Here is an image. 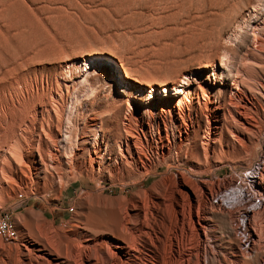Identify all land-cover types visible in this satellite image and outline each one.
I'll return each instance as SVG.
<instances>
[{
	"label": "bare ground",
	"instance_id": "1",
	"mask_svg": "<svg viewBox=\"0 0 264 264\" xmlns=\"http://www.w3.org/2000/svg\"><path fill=\"white\" fill-rule=\"evenodd\" d=\"M153 1L163 12L177 0ZM238 1L197 0L215 11L217 22L227 17L229 24L242 18ZM261 1L262 8L245 21L258 36L241 65L236 63L237 50L248 39V30L229 50L230 64L216 55L151 85L149 91L120 76L108 51L90 50L83 54L81 70L86 72L94 63L108 66L100 72L114 73L118 86L111 96L80 102L84 109L76 108L67 122L62 112L76 89L70 79H64L63 90L58 86L60 93L30 94L8 104L0 115V175L5 183L13 178L27 189L34 182L37 192L59 195L66 183L85 174L93 188L83 194L93 196L87 210L96 220L90 228L73 231L74 243L65 246L64 257L38 258L43 257L42 249L34 247L37 258H29L31 246L24 245V258H0V264H264ZM192 2L188 8L195 20L200 9ZM27 72L22 60L0 53V90L9 89ZM3 101L0 95V106ZM259 136L263 138L256 151L251 138ZM216 142L225 145V157L240 159L246 153L257 158V164L246 166L244 183L233 177L220 184L216 169L202 165L210 157L219 159ZM152 176L157 177L146 183ZM100 180L109 184L103 186ZM7 229L15 238L8 221ZM50 242L58 253L59 244Z\"/></svg>",
	"mask_w": 264,
	"mask_h": 264
},
{
	"label": "rangeland",
	"instance_id": "2",
	"mask_svg": "<svg viewBox=\"0 0 264 264\" xmlns=\"http://www.w3.org/2000/svg\"><path fill=\"white\" fill-rule=\"evenodd\" d=\"M189 2L177 0L171 9L160 12L153 0H0V53L6 58L8 53L10 59L22 60L23 68L28 71L9 89L0 90L4 98L0 115L9 105L24 100V96L48 97L60 93L58 86L63 90L64 79L76 83L62 112L66 122L73 119L76 108L84 109L78 106L80 102L111 96L118 86L112 70L105 75L100 72L104 65L96 63L86 72L81 70L85 69L83 54L90 50L108 51L121 70L120 76L148 91L151 85L174 77L181 69L205 64L216 55L230 64L233 60L229 50L236 47L243 32L248 30V39L237 50L236 63L243 64L246 52L253 50L254 35L258 36L247 28L245 21L249 13L259 10V6L262 8L263 1L239 0L237 10L242 18L233 24L228 23L227 17L221 20L222 24L217 22V16L212 13L215 11L206 9L207 5L197 0L192 3L197 4L201 15L194 13L198 18L192 20ZM259 31L264 32V22ZM214 63L219 67V60ZM106 67L103 69L107 70ZM258 138H251L256 151L260 150L258 140L263 136ZM213 147L219 159L210 157L202 165L216 169L220 184H227L233 177L244 183L246 166L257 164V158L251 159L247 154L248 158L246 153L240 159L229 158L223 156L225 145L216 142ZM153 177L157 176L149 177L146 183L150 184ZM11 180L15 182L8 185L0 175V214L8 213V223L16 237L7 241L0 236V258H24V245L31 246L29 258H37L34 247L42 249L43 257L38 258L64 257L65 246L69 248L74 243L73 231L93 226L96 218L87 210L93 196L83 194L93 188L87 175L71 179L59 195L53 191L37 192L34 182L24 189L18 181ZM100 181L103 186L109 184L107 180ZM50 241L59 244L58 253L52 250ZM38 263L43 261H33Z\"/></svg>",
	"mask_w": 264,
	"mask_h": 264
},
{
	"label": "built area",
	"instance_id": "3",
	"mask_svg": "<svg viewBox=\"0 0 264 264\" xmlns=\"http://www.w3.org/2000/svg\"><path fill=\"white\" fill-rule=\"evenodd\" d=\"M7 221H10L8 220V213L4 212L3 214H0V233L4 235V238L7 241H12L14 239L9 230L7 229Z\"/></svg>",
	"mask_w": 264,
	"mask_h": 264
}]
</instances>
